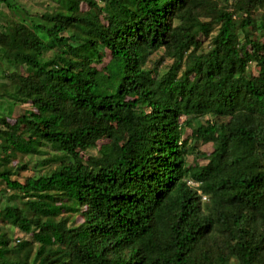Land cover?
<instances>
[{
  "label": "trees",
  "instance_id": "1",
  "mask_svg": "<svg viewBox=\"0 0 264 264\" xmlns=\"http://www.w3.org/2000/svg\"><path fill=\"white\" fill-rule=\"evenodd\" d=\"M26 15L0 33V264H264V0Z\"/></svg>",
  "mask_w": 264,
  "mask_h": 264
},
{
  "label": "rangeland",
  "instance_id": "2",
  "mask_svg": "<svg viewBox=\"0 0 264 264\" xmlns=\"http://www.w3.org/2000/svg\"><path fill=\"white\" fill-rule=\"evenodd\" d=\"M2 1V0H0ZM12 4L16 5L13 8H10L6 3L1 2L0 4V33L2 30V26L7 24L10 20H14L16 22H20L22 20H30L29 17L26 15L27 13L30 14H37L41 13L47 10H52L53 7L55 6V0H10ZM84 8L86 6L84 5ZM27 12V13H26ZM257 36V34H256ZM6 70H18L22 71L24 73L27 72V69L24 68H13L11 64H4L3 66ZM256 67L253 65L252 66V71L255 72ZM0 82H4V80L0 77ZM20 109V108H17ZM14 118L11 119L13 121ZM27 126H23V131L25 132V129ZM191 132L188 130L186 132V136L189 135ZM185 136V137H186ZM201 149L205 151H211V145L210 144H204L199 146ZM91 152L98 154L97 149L91 150ZM112 153V150H111ZM62 152H57L55 149H53L49 145H43L41 147L35 148V151L33 154L27 156L24 160L21 159V157H18L12 165L18 167L21 164L28 163V169L27 170H22L19 174L14 176V179H18L21 181H24L25 178L32 176V175H39L43 172L46 171L48 167L42 164V161L45 160L48 156H54V155H61ZM83 157L86 159L87 158V153H83ZM190 162H194V156H191ZM198 162L200 163H206V160L204 159H198ZM56 162H52L50 166H55ZM0 187H3V183H0ZM11 190H8L3 196V198H0V205H4L7 201V196L11 193ZM8 232L11 235H15L14 238H18L23 236V232L16 230V229H11V227H7Z\"/></svg>",
  "mask_w": 264,
  "mask_h": 264
}]
</instances>
